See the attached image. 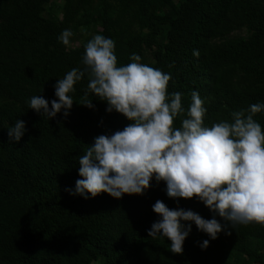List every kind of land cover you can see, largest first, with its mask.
I'll return each mask as SVG.
<instances>
[{"label":"trees","instance_id":"1","mask_svg":"<svg viewBox=\"0 0 264 264\" xmlns=\"http://www.w3.org/2000/svg\"><path fill=\"white\" fill-rule=\"evenodd\" d=\"M64 29L73 32L67 48L57 39ZM94 34L114 40L117 65L135 52L170 73L167 91L183 93L185 109L197 91L206 125L264 102V0H0V264H264L258 223L228 226L211 240L182 221L191 231L180 254L166 238L148 237L160 219L157 200L212 218L195 197L169 198L163 181L120 199L65 191L81 178L76 158L93 138L129 121L91 93L93 108L81 105L86 78L74 85L67 117H41L27 101L41 95L50 108L53 85L81 66ZM17 119L26 132L10 142L7 127ZM254 119L264 130V112Z\"/></svg>","mask_w":264,"mask_h":264},{"label":"clouds","instance_id":"2","mask_svg":"<svg viewBox=\"0 0 264 264\" xmlns=\"http://www.w3.org/2000/svg\"><path fill=\"white\" fill-rule=\"evenodd\" d=\"M73 32L64 29L57 37L66 48ZM81 66L68 70L53 85L57 99L49 101L33 95L29 109L41 117H67L73 105L74 85L83 78L81 105L93 108L91 93L106 102V111L122 114L129 123L122 130L93 138L82 155L70 195L84 199L99 193L120 199L124 194L141 195L150 181H163L169 198H193L212 213L205 219L192 210L169 209L157 200L152 211L160 217L147 230L148 237L166 238L170 251L183 252V242L191 223L211 240L228 226L258 223L264 225V130L254 119L264 112V102L230 112V120L204 123L206 100L193 90L187 109L183 93L168 92L171 74L141 62L133 52L128 63L117 65L115 42L94 34L84 43ZM194 57L199 56L193 50ZM179 118V126L174 121ZM26 132L25 122L17 119L7 127L10 142H19ZM226 221L222 225L216 217ZM191 222L187 225L181 222ZM209 240L200 242L201 249Z\"/></svg>","mask_w":264,"mask_h":264},{"label":"rangeland","instance_id":"3","mask_svg":"<svg viewBox=\"0 0 264 264\" xmlns=\"http://www.w3.org/2000/svg\"><path fill=\"white\" fill-rule=\"evenodd\" d=\"M77 44V43H76Z\"/></svg>","mask_w":264,"mask_h":264}]
</instances>
